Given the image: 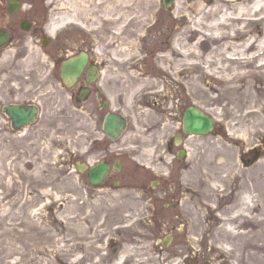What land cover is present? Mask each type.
Wrapping results in <instances>:
<instances>
[{
  "label": "rangeland",
  "instance_id": "rangeland-1",
  "mask_svg": "<svg viewBox=\"0 0 264 264\" xmlns=\"http://www.w3.org/2000/svg\"><path fill=\"white\" fill-rule=\"evenodd\" d=\"M8 1L0 0V29L11 32L15 39L6 51H0V57L5 53L9 56L7 62H0V264H264V225L256 230L251 226L237 229L239 233L257 231L249 240L224 239V230L237 224L217 218L216 212L204 206L202 198L186 205L199 186V177L193 172L200 169V162L204 169H210V163L219 155L235 164L245 175V182L251 188L257 187L255 195L264 200V153L256 164L244 162L251 158L254 148L262 145L264 110L255 118L260 126L254 119L241 120L238 125L241 117L237 116L249 106L242 110L239 101L225 94L227 89L209 73L207 62L201 70L185 73V88L172 84L171 78H158L160 85L154 92L160 93L153 96L151 85L141 84V80L157 73V62H150L154 60L150 47L142 51L136 47L137 37L107 46L111 39L107 29L91 32L71 25L60 29L57 39L44 49L36 39L44 29L47 31L48 19L60 8L57 0L53 3L58 7H46L45 0H20L24 8L17 14L6 12ZM104 1L99 6L100 0H63L61 7L85 10L91 17L88 24L93 25L94 20L101 24L104 12L113 6L124 9L135 0L113 6L109 0ZM152 1L157 15L148 23H133L128 32L145 35L147 26L165 21L167 34L176 39L183 34L185 44L191 36L189 32L198 24L223 26L217 31L201 26L198 30L202 34L189 43L195 47L206 39H215L208 47H198L201 61L214 56L218 46L227 47L225 56L231 57L241 51L238 45L249 38L246 35L239 41L229 38L219 42L225 35L234 38L246 27L253 31L254 26L264 31V0H175L170 10L161 0ZM176 1L181 4L182 18ZM136 8L139 16L148 10L141 3ZM202 11L214 13L203 19ZM123 13L130 16L132 12ZM19 18H34L42 29L37 24L36 31L23 33ZM156 33L149 32L146 40L153 43L159 39ZM19 35L22 41L16 45ZM163 46L167 50L175 46L174 39ZM81 52H88L91 60L102 66L103 82L114 106L130 117L128 131L117 143L111 144L104 137V113L68 100L66 96L72 93L59 78L53 80L49 75L51 70L59 73L60 63L54 60L62 61ZM121 52H131L133 56L140 52L146 62L139 61L142 57L118 62L123 56L116 54ZM194 80L198 85L191 94L189 88ZM219 96L227 100L209 105L210 98ZM33 100L41 102L42 118L20 134L13 132L2 106ZM189 106L211 112L216 120L215 131L209 136L184 139L189 156L186 161H178L177 149L169 153L167 143L180 133L182 114ZM165 115L170 119L165 120ZM234 128L240 130L231 135ZM108 150L118 155L123 169L120 174H112L108 185L93 188L86 174L77 171L76 163L92 165ZM154 179L162 182L156 190L150 186ZM116 180L121 181L118 188ZM239 184V180L231 181L228 191L238 193ZM224 203L219 198L214 206ZM194 210L201 212L202 218H192ZM168 235L174 239L168 247H162L160 241ZM112 240L119 246L116 254L111 252Z\"/></svg>",
  "mask_w": 264,
  "mask_h": 264
},
{
  "label": "bare ground",
  "instance_id": "bare-ground-1",
  "mask_svg": "<svg viewBox=\"0 0 264 264\" xmlns=\"http://www.w3.org/2000/svg\"><path fill=\"white\" fill-rule=\"evenodd\" d=\"M19 1L20 0H12L14 7L17 6ZM62 1L63 0H57V5L59 4L58 6H60V8L56 9L57 16L55 15V19L52 18L50 24L47 27L48 35L54 37L58 34L60 29L62 30L64 27L72 25L76 28H81L91 32L95 30L106 31L107 29V33H109V35L111 34V39L107 40V46L119 43V41L124 43L126 40L129 41L130 39L137 37L136 47H139L141 51L150 47L151 51L149 53L152 55V57H154V60H150V62H157V73L153 75L152 78L144 77L141 80V84L151 85L153 91L151 95L153 96H156L158 93H160L154 92V90H157L160 85V80H158V78H165L169 80L171 78L173 80L172 84H179L185 88L183 78L185 73H190L198 69L201 70V67H203L202 64L207 62L209 65L207 67L209 73L212 76H217L222 85H224V87L227 89L225 94L231 96L233 100H236L237 102L239 101L242 110L244 109V106H249V108H247L248 110L243 115L237 116L238 119L241 117V119H239L240 123L237 124H241V122L244 120L250 122L251 119H254L257 126L261 125L260 121H257L264 110V105L262 104V100H264V31L263 29L261 30L259 28L261 26H254L255 29L253 31L247 30L246 27V30L239 31L234 38H231L230 35H225L218 40L219 42H225L226 39L239 41L244 39V37L247 35L249 38L244 41V43L238 45V48L241 51H238L237 54H234L231 57H226L225 54L227 52V47L218 46L215 48L214 56L208 57L205 59V61H201L198 47L201 48L202 45L208 47L212 43L216 42L215 39H206L200 44V46L195 47L191 46L189 43L196 36L202 34V31L198 30L201 26H203V29H216L215 31H217V29L223 27L221 24H219V26L216 25L215 27H207L203 23L196 25V29L189 32L191 36H188V43L186 40L185 44H183L185 36L181 34V36H178L177 39L175 37L171 38L168 35L169 33L167 34L166 32L165 21L163 23H161V21L160 23H155L152 26H147V33L145 35H137L136 33L128 32V29L133 23L135 25L137 23H139V25L148 23V21H150L153 16L157 15L155 14L154 9L155 2L152 0H135L133 5H129L127 7L125 6L124 9L122 6L114 7L113 5L120 1H122L123 5H127L129 3L128 0H109L110 6L113 7L104 12L102 18H100L101 24H99L98 20H94L93 25L88 24V21H90L91 17L86 13L85 10H80L77 6H74L73 9L61 7L63 5ZM73 1L76 2L77 0ZM103 1L104 0H100L99 6H102L105 3V1ZM206 1L210 2L211 0ZM140 3L148 8V10L142 16H139L138 13H136L138 9L136 6ZM162 3L165 4L164 1ZM175 4L179 8L180 11L178 13L180 18H182L184 14H182L183 12L180 2L176 1ZM45 5L46 7H58L55 5V3L50 2V0H46ZM124 10L126 12L129 11L132 13L130 16H128L126 13H123ZM12 12H17V10ZM92 12L93 14L96 13L94 11ZM201 13H203V19H207L209 16L213 15L212 13H214V11H202ZM260 22L261 20L258 21L257 24H260ZM248 23H250L249 25L254 24L253 21H248ZM240 24L241 23H239V25ZM153 31H157L156 38L159 39H156L153 43H150L146 40V37L148 36L149 32ZM126 35L128 37H126ZM8 36L9 35L6 34V30L1 31L0 29V41H9L7 39ZM124 37L128 39H124ZM160 38H164V40H161ZM173 39L175 46L170 47L168 50L165 49L163 45L169 42L172 43ZM0 51H6V49H2ZM248 53L252 54L248 56ZM116 56H123V58L118 60V62H126L133 60V58L142 57V54L139 52L138 55L134 54L133 56L131 52H121V54H116ZM8 58L9 56L7 53L2 54L0 57V62H7ZM139 61L146 62L144 57L139 59ZM87 62L93 61L88 59ZM247 69L250 71H247ZM167 82L168 81H166V83ZM197 85V80H194L191 87L189 88L191 94L196 90ZM220 99L227 100L225 96H219L218 99L210 98L209 105H218ZM259 105L262 106L258 107ZM200 108L205 111L206 114L209 113L208 115H212L211 112H207V110L202 107ZM239 130L240 129L235 128L232 129L231 135L236 134V132ZM218 158L219 159L213 163H210V169H204V164L200 162V169L193 172L194 175L196 174L199 177V186L197 189L195 188L194 197L186 200V205H190L195 198H202L204 206H209L213 212H216L217 218H226L225 221L228 224L238 225V227L231 226V228L224 230V234L221 236L222 238L236 240L238 238L246 237L249 240L253 237V235L257 234V231L254 230L264 225V206L261 205L263 204L262 201H264L263 196L255 195V192L258 190L257 187L254 185V187L251 188L245 182V175L237 170L235 164L227 163L222 155H219ZM190 173H188V177ZM235 180H239L240 182L239 191L236 194L229 192V187H227L231 181ZM202 184L205 186L204 189L202 188ZM219 198H223L225 203L224 205L215 207L214 203ZM191 216L192 218H202L201 212H197L195 210ZM249 226H251L254 230L252 229L246 233L237 232L238 228H249Z\"/></svg>",
  "mask_w": 264,
  "mask_h": 264
},
{
  "label": "water",
  "instance_id": "water-1",
  "mask_svg": "<svg viewBox=\"0 0 264 264\" xmlns=\"http://www.w3.org/2000/svg\"><path fill=\"white\" fill-rule=\"evenodd\" d=\"M165 3L166 9L173 4L174 0H163ZM19 8V4L14 7L12 1L10 2L9 10L16 11ZM4 42L0 41V45ZM88 61V57L86 54H81L79 57L69 60L68 62L63 64L62 68V77L65 82H69L71 85L75 83V81L80 77L83 69ZM5 111L12 116L14 121L15 128L22 127L25 123L28 122L32 113H26L22 110L21 107L17 106H9L5 107ZM124 122L117 116H108L105 122L104 130L110 136L112 140H116L119 137V133L124 130ZM184 129L185 133L190 135H205L212 131L213 122L212 120L202 114L201 112L196 111L194 108H190L185 114L184 118ZM182 155L180 156V158ZM108 171V167H97L93 168L90 171V180L93 185H97L101 183L106 176ZM170 243V239L165 241L164 246H168Z\"/></svg>",
  "mask_w": 264,
  "mask_h": 264
},
{
  "label": "flooded vegetation",
  "instance_id": "flooded-vegetation-1",
  "mask_svg": "<svg viewBox=\"0 0 264 264\" xmlns=\"http://www.w3.org/2000/svg\"><path fill=\"white\" fill-rule=\"evenodd\" d=\"M24 19H27V20H29L30 22H32L33 23V28H32V31L34 30V31H36V29H38L37 27H36V25L38 24L39 26H40V28L42 27L41 25H40V22H38V23H36L35 22V19L33 18V20H31V19H29V18H24ZM22 20V18L20 19V21ZM19 23V22H18ZM42 29V28H41ZM11 33V32H10ZM34 33H37V32H33V34ZM12 36H13V38H12V40L14 41V39H15V36L12 34ZM45 38V35L44 34H41L40 36H39V39H36V41L40 44V45H42L43 46V39ZM21 41H22V37L19 35L18 37H17V40H16V45H18V44H20L21 43ZM64 42V41H63ZM19 46H17V48H18ZM19 48H21V47H19ZM62 61H63V59H62ZM62 61H53L54 63L55 62H57V63H62ZM55 65V64H54ZM57 65V64H56ZM91 65H94V62H90V66ZM55 73H57V71L55 70V71H51L50 72V77H52V78H54V74ZM54 79H56V78H54ZM99 86H101L102 87V85L101 84H98V82L96 83V84H94V85H92V86H88V77L86 76V75H84L80 80H79V83H78V86H77V91L79 92V90H81V89H83V88H86V87H90V90H91V92H90V97H89V101H88V106H89V108H90V110L92 109V112H95L97 109H99V105H100V102L102 101V98H103V91L105 92L106 90H105V88L104 87H102V90L99 88ZM80 93V92H79ZM79 93H78V95L75 97H73V100H74V102L75 103H77V100H78V96H79ZM103 103V102H102ZM107 161L109 162V163H111V165H112V161H111V159L109 158V157H107Z\"/></svg>",
  "mask_w": 264,
  "mask_h": 264
}]
</instances>
